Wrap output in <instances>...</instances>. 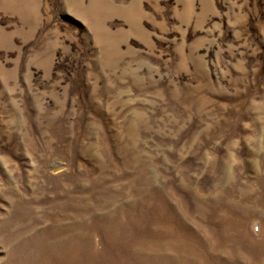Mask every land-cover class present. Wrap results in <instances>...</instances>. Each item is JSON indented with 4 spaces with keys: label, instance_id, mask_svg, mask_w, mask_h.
I'll return each mask as SVG.
<instances>
[{
    "label": "rangeland",
    "instance_id": "rangeland-1",
    "mask_svg": "<svg viewBox=\"0 0 264 264\" xmlns=\"http://www.w3.org/2000/svg\"><path fill=\"white\" fill-rule=\"evenodd\" d=\"M0 264H264V0H0Z\"/></svg>",
    "mask_w": 264,
    "mask_h": 264
},
{
    "label": "bare ground",
    "instance_id": "bare-ground-1",
    "mask_svg": "<svg viewBox=\"0 0 264 264\" xmlns=\"http://www.w3.org/2000/svg\"><path fill=\"white\" fill-rule=\"evenodd\" d=\"M23 4V3H22Z\"/></svg>",
    "mask_w": 264,
    "mask_h": 264
}]
</instances>
